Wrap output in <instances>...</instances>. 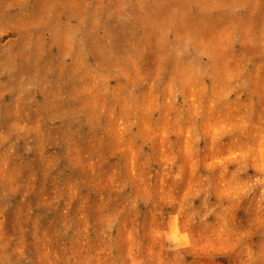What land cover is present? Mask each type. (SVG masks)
I'll use <instances>...</instances> for the list:
<instances>
[{
    "label": "rangeland",
    "instance_id": "374dc122",
    "mask_svg": "<svg viewBox=\"0 0 264 264\" xmlns=\"http://www.w3.org/2000/svg\"><path fill=\"white\" fill-rule=\"evenodd\" d=\"M0 264H264V0H0Z\"/></svg>",
    "mask_w": 264,
    "mask_h": 264
}]
</instances>
